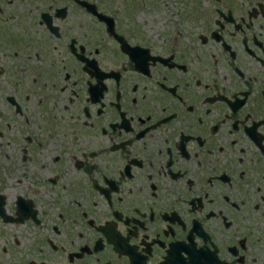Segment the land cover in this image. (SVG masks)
Instances as JSON below:
<instances>
[{
	"label": "flooded vegetation",
	"instance_id": "flooded-vegetation-1",
	"mask_svg": "<svg viewBox=\"0 0 264 264\" xmlns=\"http://www.w3.org/2000/svg\"><path fill=\"white\" fill-rule=\"evenodd\" d=\"M172 2L0 0V226L46 230L24 264H264V0Z\"/></svg>",
	"mask_w": 264,
	"mask_h": 264
},
{
	"label": "rangeland",
	"instance_id": "rangeland-1",
	"mask_svg": "<svg viewBox=\"0 0 264 264\" xmlns=\"http://www.w3.org/2000/svg\"><path fill=\"white\" fill-rule=\"evenodd\" d=\"M101 5L108 12H119L121 14L120 19L130 21L135 18V22L140 24V19H148V13L155 8H166L174 0H99ZM129 16L125 18L124 15ZM121 24V21H120ZM3 95V92L0 96ZM2 99H0V102ZM1 157V156H0ZM2 165V164H0ZM18 166L17 164H15ZM0 264H24L28 259L26 253L28 248L31 247L32 238L36 235L35 231L42 232L41 235H46V230L40 227L33 228L26 224H20L18 226L13 224H7L6 226H0ZM11 236L18 238L20 242L15 245L12 250L8 248V245H12ZM6 243L8 245H6ZM7 246L6 250L3 247ZM33 246V245H32ZM28 254H33L28 252Z\"/></svg>",
	"mask_w": 264,
	"mask_h": 264
},
{
	"label": "water",
	"instance_id": "water-1",
	"mask_svg": "<svg viewBox=\"0 0 264 264\" xmlns=\"http://www.w3.org/2000/svg\"><path fill=\"white\" fill-rule=\"evenodd\" d=\"M87 7H89V9H90L91 11H93V12L96 13V14H98V16L101 17V18L104 19V20H106L107 18H109V16H107V15L101 13V12H97L96 9H95V5H94L93 3H89V2H87ZM92 7H93V8H92ZM18 212H19V211H18ZM0 213L3 214V210H2L1 208H0ZM19 213H20V212H19ZM21 215L26 216L27 214H26V213H22ZM21 215H18V216H16L15 218H12V217L7 218V217H5V219H17V220H21V219H22V216H21Z\"/></svg>",
	"mask_w": 264,
	"mask_h": 264
}]
</instances>
